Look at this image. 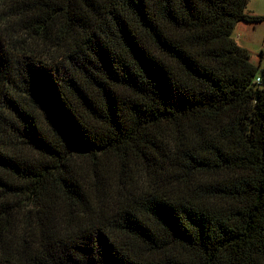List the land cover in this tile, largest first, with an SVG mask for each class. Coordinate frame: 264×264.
<instances>
[{"label": "trees", "instance_id": "16d2710c", "mask_svg": "<svg viewBox=\"0 0 264 264\" xmlns=\"http://www.w3.org/2000/svg\"><path fill=\"white\" fill-rule=\"evenodd\" d=\"M248 1L0 0V264H264Z\"/></svg>", "mask_w": 264, "mask_h": 264}, {"label": "rangeland", "instance_id": "374dc122", "mask_svg": "<svg viewBox=\"0 0 264 264\" xmlns=\"http://www.w3.org/2000/svg\"><path fill=\"white\" fill-rule=\"evenodd\" d=\"M246 12L264 16V0H249ZM233 38L251 52V61L264 66V20L257 23L238 22Z\"/></svg>", "mask_w": 264, "mask_h": 264}, {"label": "built area", "instance_id": "2783aa9c", "mask_svg": "<svg viewBox=\"0 0 264 264\" xmlns=\"http://www.w3.org/2000/svg\"><path fill=\"white\" fill-rule=\"evenodd\" d=\"M257 79H258V81L260 80V78H259V77H258Z\"/></svg>", "mask_w": 264, "mask_h": 264}]
</instances>
